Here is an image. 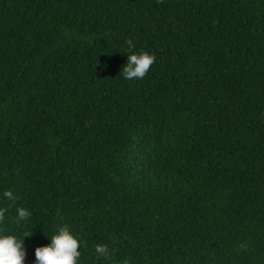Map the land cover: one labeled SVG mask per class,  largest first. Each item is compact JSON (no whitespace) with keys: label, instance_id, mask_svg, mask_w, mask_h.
<instances>
[{"label":"trees","instance_id":"1","mask_svg":"<svg viewBox=\"0 0 264 264\" xmlns=\"http://www.w3.org/2000/svg\"><path fill=\"white\" fill-rule=\"evenodd\" d=\"M0 208L25 264H264V0H0Z\"/></svg>","mask_w":264,"mask_h":264},{"label":"clouds","instance_id":"2","mask_svg":"<svg viewBox=\"0 0 264 264\" xmlns=\"http://www.w3.org/2000/svg\"><path fill=\"white\" fill-rule=\"evenodd\" d=\"M157 2H162V0H157ZM127 43L129 48L134 47L131 40ZM155 59V56L148 52L128 55L127 64L122 69L125 79H143L155 63ZM3 195L8 200L14 199L10 190L5 191ZM6 211L7 209L0 208V224L5 220ZM30 216V211L25 208L17 210V222L27 220ZM3 231L4 229L0 228V233ZM50 241L51 243L47 246L36 247V264H78L81 255L80 241L74 237L67 225L61 226ZM95 252L97 256L104 259L110 255L109 248L104 244H97ZM25 256L23 240L14 235L0 234V264H25Z\"/></svg>","mask_w":264,"mask_h":264}]
</instances>
